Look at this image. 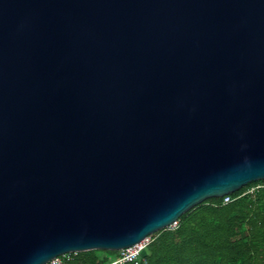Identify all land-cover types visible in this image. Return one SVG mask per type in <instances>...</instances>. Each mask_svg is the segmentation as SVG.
I'll return each instance as SVG.
<instances>
[{
    "label": "water",
    "instance_id": "water-1",
    "mask_svg": "<svg viewBox=\"0 0 264 264\" xmlns=\"http://www.w3.org/2000/svg\"><path fill=\"white\" fill-rule=\"evenodd\" d=\"M264 180V0H0V264L116 251Z\"/></svg>",
    "mask_w": 264,
    "mask_h": 264
},
{
    "label": "trees",
    "instance_id": "trees-1",
    "mask_svg": "<svg viewBox=\"0 0 264 264\" xmlns=\"http://www.w3.org/2000/svg\"><path fill=\"white\" fill-rule=\"evenodd\" d=\"M257 184L264 180L229 194L233 200L225 205L223 198L205 200L181 215L175 228L149 236L139 257L123 264H264V190L241 196ZM119 252L93 250L59 258L62 264H108Z\"/></svg>",
    "mask_w": 264,
    "mask_h": 264
},
{
    "label": "built area",
    "instance_id": "built-area-1",
    "mask_svg": "<svg viewBox=\"0 0 264 264\" xmlns=\"http://www.w3.org/2000/svg\"><path fill=\"white\" fill-rule=\"evenodd\" d=\"M259 190H264V184H257L251 188H249L248 190H246L243 194H241V196L245 195V194H254ZM240 197V196H239ZM222 204H228L230 203L233 199L226 195L224 197H222ZM176 223L172 224L169 228H175L176 227ZM149 237L148 239L146 238L142 243L140 244H136L134 246H131L129 248H126L124 250H121L119 252V255L117 256L116 259H114L110 264H123L126 262H133L135 261L140 253L142 252V250L146 247V245L149 243ZM48 264H62L61 259L59 257L53 259L52 261H50Z\"/></svg>",
    "mask_w": 264,
    "mask_h": 264
},
{
    "label": "rangeland",
    "instance_id": "rangeland-1",
    "mask_svg": "<svg viewBox=\"0 0 264 264\" xmlns=\"http://www.w3.org/2000/svg\"><path fill=\"white\" fill-rule=\"evenodd\" d=\"M147 239H148V238H147ZM98 256H99L100 259H102V258H104L105 255L102 254V253H98ZM110 260H111V259H110ZM110 260H109L108 262H111V261H112V260H111V261H110ZM108 264H110V263H108Z\"/></svg>",
    "mask_w": 264,
    "mask_h": 264
},
{
    "label": "bare ground",
    "instance_id": "bare-ground-1",
    "mask_svg": "<svg viewBox=\"0 0 264 264\" xmlns=\"http://www.w3.org/2000/svg\"><path fill=\"white\" fill-rule=\"evenodd\" d=\"M145 239H146V238H145ZM145 239H144V240H145ZM144 240H142L141 242H139V243H137V244H140V243H142Z\"/></svg>",
    "mask_w": 264,
    "mask_h": 264
}]
</instances>
